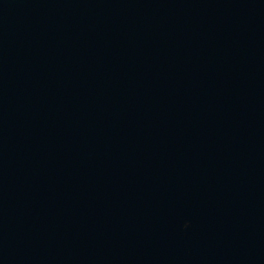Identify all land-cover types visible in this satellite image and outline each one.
Listing matches in <instances>:
<instances>
[{
    "label": "water",
    "instance_id": "obj_1",
    "mask_svg": "<svg viewBox=\"0 0 264 264\" xmlns=\"http://www.w3.org/2000/svg\"><path fill=\"white\" fill-rule=\"evenodd\" d=\"M0 264H264V0H0Z\"/></svg>",
    "mask_w": 264,
    "mask_h": 264
}]
</instances>
